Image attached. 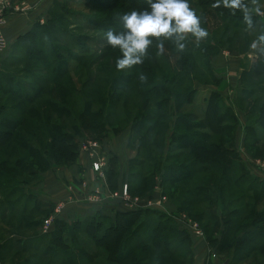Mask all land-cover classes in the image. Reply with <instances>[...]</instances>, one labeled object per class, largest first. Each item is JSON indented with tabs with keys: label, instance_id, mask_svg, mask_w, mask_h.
Listing matches in <instances>:
<instances>
[{
	"label": "trees",
	"instance_id": "16d2710c",
	"mask_svg": "<svg viewBox=\"0 0 264 264\" xmlns=\"http://www.w3.org/2000/svg\"><path fill=\"white\" fill-rule=\"evenodd\" d=\"M89 1L102 16L73 12L64 2L51 0L45 20L18 34L9 44L13 52L0 61V221H6L0 227V260L7 248L18 244L17 251L31 247L32 264H193L195 237L171 216L154 208L125 209L113 199L121 208L111 215L96 210L66 221L59 213L46 232H20L41 224L55 203L37 200L43 206L37 220L26 205L32 196L26 186L39 183L52 165L73 164L81 138L89 135L103 142L106 135L127 128L125 146L134 149V156L127 159L118 185L117 159L113 154L106 157L109 190L125 182L131 195L144 199L158 180L173 210L198 222L208 250L226 252L223 264H264V177L259 179L250 169L252 163L237 154L233 141L238 119L221 94L207 89L196 97L199 91L193 84L219 83L210 59L223 47L228 27L246 35L253 32L242 47L234 46L232 32L226 42L229 50L244 52L250 42L264 44V19L249 5V27L240 12L213 8V0H188L201 27H206L209 11L217 17L215 31L199 42L187 34L182 52L165 41L167 52L176 55L173 65L156 55L153 44L143 64L118 71V49L104 41L96 53L90 37L68 33L66 23L72 18L75 27L104 34L110 28L118 31V14L128 12V6L143 10L147 0ZM256 63L240 72L239 85L262 89L264 66L254 72L257 79L243 76ZM140 73L147 77L143 83ZM128 87L137 98L127 106L123 92ZM251 90L240 88L242 95L237 96L239 103H249L241 115L242 144L249 158L264 160V94L260 100H247ZM196 98L201 102L198 111L185 110ZM75 103L79 109L69 114ZM69 115L74 122L66 129L63 118ZM248 173L252 177L243 184ZM90 245L93 252L86 249ZM58 253L64 258L56 260ZM21 261L27 263V258Z\"/></svg>",
	"mask_w": 264,
	"mask_h": 264
},
{
	"label": "rangeland",
	"instance_id": "374dc122",
	"mask_svg": "<svg viewBox=\"0 0 264 264\" xmlns=\"http://www.w3.org/2000/svg\"><path fill=\"white\" fill-rule=\"evenodd\" d=\"M60 2H64L65 4H67V7L69 8L70 11H73V12H81L82 14H89L91 16H94V17H99V16H102V13H97L94 11V5H93V2L92 1H89V0H58ZM248 3L249 5H253L251 3V0H248ZM121 6V5H120ZM129 7V8H128ZM128 10L127 11H131L133 10V7L131 8L130 6H128ZM125 8V9H127ZM253 8L256 10L258 9V11H263L264 12V0H256V4L253 5ZM135 10H139V9H135ZM208 12V11H207ZM209 14V15H208ZM205 17V22L204 24L206 25V27L204 28L207 32H210L211 29H213V31H215V28L219 25L220 21L217 19L216 16H214L212 13H206V15L204 16ZM72 19V18H70ZM68 20L67 23H66V27L68 28V33L70 34H83L85 35L86 37H90V39L92 40V46L94 47V50L97 52H99L102 44H104V41H105V34L104 33H101V32H98L97 30H93V29H85V28H79V27H75V23L74 21L72 20ZM43 21H44V18H43ZM42 21V22H43ZM119 26L120 23H118ZM221 26H223V23H221ZM203 28V27H202ZM221 30V27H218V32H220ZM233 33V38L232 40L234 41V46H237V44H239V46H243L245 44V42H248L252 39L253 37V32H247V35L245 33H243L242 31H240L239 29H234L232 27H228V31H226V36L224 38V41L225 42H222V48L221 50H225L226 51H229L231 52L232 50H229L227 49L226 47V42H227V39L229 40V37H230V34ZM235 38V39H234ZM245 38H247V41H245ZM61 41L63 43H68L67 42V39L64 38L62 39L61 38ZM252 44V42H250V44L248 43L247 47L250 48V45ZM259 44V43H258ZM252 44L253 47H255V50H254V53L252 52V50L250 51H247L249 54V57L252 59L251 62H257L255 67H254V71L252 70V72H248L247 74H244L243 76L245 78H247L248 80H254V79H257L256 75H254V72H258L259 70L262 69V67L264 66V44ZM7 45V44H6ZM176 47V46H175ZM246 47V48H247ZM244 48V47H243ZM13 51H10V48L8 46V49H6V52L5 54L3 55H0V61L5 58L6 56H9L10 54ZM237 52V51H236ZM254 54V55H253ZM163 56L165 57V59L168 61L169 64H174V58L176 55H171L170 52H167L166 48H165V52L163 54ZM168 59H167V58ZM97 63V62H96ZM210 64H211V67L213 68L214 70V73L216 76H218V72L215 70L216 68H219L223 65H219L217 63L216 60L214 59H210ZM252 64V63H251ZM110 66H108L107 68L110 70L109 68ZM225 67L228 68V63L226 61V64H225ZM251 67V66H249ZM215 68V69H214ZM249 69V68H248ZM230 72V73H229ZM228 72V80H231V82H229V84L225 85V83L220 87L222 88L221 91L225 94L227 93L229 95V100L228 99H224V97H227L228 95L226 94L222 99H223V103L231 110V112L236 116V118L238 119L237 120V124H235V131H234V141H233V146L237 152L238 155H240V153H242L243 157H245V159L247 158L248 154L246 153L244 147H243V144H242V127H241V123H242V117L241 115L248 110V107H249V103L248 102H242V103H239L238 100H237V96L239 94V97L242 95L241 92H239V89L241 88H244L245 89H251V94L247 97V100L250 99L252 100V98H256L258 96L259 100L262 98L263 94H264V85H259V86H262V89L261 90H258L257 89V86L258 85H251V84H247L245 82H241L240 85L239 83L237 84V80H238V76H236L235 74V71L234 72H231V70H229ZM220 78V77H219ZM221 79H222V76H221ZM233 80H234V83H233ZM194 87L196 88L197 91H199L196 95V97H200V95H204L205 94V91L207 89H209L208 85H201V84H197V83H194ZM231 84V85H230ZM199 95V96H198ZM123 96H126L127 97V106L128 104L132 103V100L135 101V98H137V96L135 95L133 89L131 88H126L125 91L123 92ZM72 99V98H71ZM237 100V101H236ZM239 104V106H238ZM201 106V102L199 101L198 98H196L192 104L184 107L185 110H192V111H198V108ZM78 104L75 103L74 107L72 106L71 109H70V112L69 114H73V111L74 110H78ZM74 115V114H73ZM232 118V117H231ZM252 119H249L248 122L251 123ZM74 122V119H73V116L72 115H69V117H66V118H63V123H64V127L66 129H68V126ZM240 122V124H239ZM234 123V122H233ZM119 134L122 133V131H119L118 132ZM106 135V134H105ZM109 135V134H108ZM106 135V136H108ZM89 136V135H88ZM86 136L87 138H90V139H93L91 138V136ZM105 136V137H106ZM112 136V134L110 135ZM109 136V137H110ZM86 137L84 138H81V139H85ZM108 137H106L107 139ZM97 140V139H95ZM99 141V140H98ZM124 140L121 139V137H116L115 141H114V147H113V151H111L109 148L105 147V150L103 149V153L105 155V157H108L110 155V152L113 153V155L116 157L118 156L119 160H120V164L123 165V162L125 163L126 162V158L129 156V157H132L134 156V149H127L125 150L124 148V144H123ZM102 144V147H104V143L103 142H100ZM235 144H236V147H235ZM107 148V149H106ZM131 151V152H130ZM79 154V153H78ZM249 157V156H248ZM260 159V158H258ZM245 167V166H244ZM125 167L123 168H120L121 171L124 170ZM253 173L256 175V176H259L261 179V177H264V173H256L255 171H253ZM235 174V173H234ZM249 176H247L246 178H244V181H243V184L246 183V180L248 179H251L252 175L248 173ZM242 184V186H243ZM31 185H33L34 187L37 185L34 184V183H30L28 186H26L27 188V191L30 190L29 192L32 194V196L30 198H28L27 200V207L28 208H33L34 212L32 213V217L36 218L37 220L42 218V216L39 214L40 211H42V208L43 206H41L40 204L37 203V200L39 201L40 199L38 198V193L40 192L39 189H37L36 187L34 189H30ZM25 194V193H24ZM145 196V195H144ZM143 196V197H144ZM82 199V197H81ZM59 201V200H58ZM57 202V201H56ZM55 202V203H56ZM54 203V205H55ZM53 204V203H52ZM53 206V205H52ZM52 211V210H51ZM162 212V211H161ZM163 213V212H162ZM165 214V213H164ZM167 215V214H166ZM17 216V215H16ZM32 217H26V218H32ZM73 219H71L70 221H72ZM18 221V219L16 218V222ZM15 222V221H14ZM14 222L12 223V226H15ZM39 223V222H38ZM6 225V221L5 220H1L0 221V227L1 226H5ZM21 233H23L24 235H30V234H37V233H40V232H43L42 231V227H41V224L39 223V225L35 226V228H32L30 230H26V229H21L20 230ZM33 232V233H32ZM46 232V231H45ZM18 244H16V247H17ZM16 247H15V244L14 246L11 245L10 249H6V251H4V255L2 257V261L0 260V264H7L9 263L10 261L18 264V263H21L22 264H32L31 263V256L30 254L32 253L31 251V247L30 246H27L25 251H17L16 250ZM88 251L90 252H93L92 249V245L88 246L86 248ZM213 248H211V250L209 251V253H207V255H205V258L207 259V257L209 259H211L210 257V253L212 252ZM15 253L16 256L11 258L12 254ZM59 254V253H58ZM214 254H215V257L219 260V263L220 264H223V261H224V258L227 257V254L225 251L223 252H219V251H214ZM24 258H27V263L21 261L22 259ZM61 259V258H64L63 255H58L56 257V260ZM204 258V259H205ZM207 260L204 261V264ZM211 261V260H210ZM227 262V261H226ZM209 263V262H208ZM53 264H60L59 262H55ZM243 264V263H241Z\"/></svg>",
	"mask_w": 264,
	"mask_h": 264
},
{
	"label": "crops",
	"instance_id": "0c3cea01",
	"mask_svg": "<svg viewBox=\"0 0 264 264\" xmlns=\"http://www.w3.org/2000/svg\"><path fill=\"white\" fill-rule=\"evenodd\" d=\"M12 3L25 7V9L23 11L13 12L7 15L5 19V24L1 28L2 34L4 36L7 45L6 48L0 51V55L2 54L4 55L6 49H8L9 44L15 39V37L18 34L27 30L34 21H38L41 23L43 21V18L45 20L46 9L50 5L51 0H14ZM251 8L254 9L253 5L251 6ZM260 12H262L263 15L261 17L264 19V12L263 11ZM252 44H255L256 46V44L258 43L252 42ZM252 44L250 45V48L244 52H236V50H232L231 52L229 51L225 52V50L222 49L212 57V59L216 60L220 66L221 65L223 66L216 69L214 68L218 72V77H220V81L216 86L208 85L209 89L218 91L221 94V96L224 97L227 93L224 94L221 91V89L223 88L222 85L224 83L225 85H227L229 84V82H231V80H228V76H227L229 70H231V72L235 71L236 76H238L237 84L239 83L240 72L242 70H247L249 66H251V63L253 64V62H251L252 59L249 57L250 53L247 52L253 49L252 52L254 53L255 47H253ZM226 61L228 63V68L225 67ZM221 86L222 88H220ZM224 99L229 100V95L227 97H224ZM121 131H122L121 134L117 132L116 134H112V136H110L111 134L106 136L108 137L107 139L106 137L103 139L104 150L105 147L107 148L110 147L109 149L113 151V147L115 145L114 141L116 137L119 136L121 137V139L124 140L123 144L126 150L125 143L127 139L128 129L125 128ZM110 154L113 153L110 152ZM240 157L243 161H246L248 163L250 162V159H252L249 157L245 159L242 153H240ZM128 158L130 157L128 156L126 158V161ZM116 159L118 162V170H119L118 175L116 177V181L118 185L119 181L121 180L120 174L122 173L120 168L126 167V162L125 163L123 162V165H121L118 156H116ZM88 168H89V159L83 153H79L73 164L69 166L52 165L51 168L47 169L41 174L42 179L35 186L40 191L38 193V198L41 201H47V202H56L58 200H63L64 205L60 212V217L64 218L66 221H70L71 219H74L76 217H82L84 215L92 214L96 210L99 213L111 215L114 209L121 208V206L116 205L114 201H112L111 199L106 198L102 200L101 203L99 204L84 202L81 199L82 192L79 190L76 181L78 179H86L88 177L89 175ZM35 187L31 185L30 189H34ZM116 189L117 187L110 190H116ZM207 248L208 247L204 242L203 238H193V242H192L193 264H204L205 260H207L206 261L207 264H220L219 260L216 257L213 259L212 258L209 259L208 257L207 259L205 258V255H207V251H208Z\"/></svg>",
	"mask_w": 264,
	"mask_h": 264
},
{
	"label": "clouds",
	"instance_id": "9594fccd",
	"mask_svg": "<svg viewBox=\"0 0 264 264\" xmlns=\"http://www.w3.org/2000/svg\"><path fill=\"white\" fill-rule=\"evenodd\" d=\"M251 3L255 5L256 0H251ZM147 4L143 10L118 14L115 19L121 25L120 30L110 28L105 33L106 44L120 52V56L115 59L118 71L143 64L153 44L157 50L156 55L160 56L165 52V41L174 43L177 50L182 52L187 34H191L198 42L208 36L188 0H147ZM212 7L226 8L233 15L240 12L249 27L253 24L248 0H213ZM260 39L264 40V35ZM139 80L145 82L146 75L140 73Z\"/></svg>",
	"mask_w": 264,
	"mask_h": 264
},
{
	"label": "built area",
	"instance_id": "2783aa9c",
	"mask_svg": "<svg viewBox=\"0 0 264 264\" xmlns=\"http://www.w3.org/2000/svg\"><path fill=\"white\" fill-rule=\"evenodd\" d=\"M24 9L25 7L13 4L11 0H0V51L6 47V41L1 28L5 24L7 15L13 12L23 11ZM256 13L260 16L263 15L260 11H256ZM103 149L102 144L98 140L85 138L79 141L78 153H83L89 159V175L86 179H81L78 183L84 202L99 204L102 200L108 198L118 201L125 209H135L139 207L158 209L171 216L174 221L184 227L193 237L203 238V232L197 221L193 220L185 212H175L173 210L166 196L161 193L158 180L155 181L152 195L144 199L136 195H131L125 182L120 183L116 190H109L106 186L104 173L107 158L103 153ZM250 162L252 163L250 166L252 171H255L257 174L264 173L263 159H250ZM63 205V200L57 201L51 213L42 220L41 227L43 232L49 229L52 219L61 212ZM209 255L212 259L215 258L213 252Z\"/></svg>",
	"mask_w": 264,
	"mask_h": 264
},
{
	"label": "water",
	"instance_id": "95a60500",
	"mask_svg": "<svg viewBox=\"0 0 264 264\" xmlns=\"http://www.w3.org/2000/svg\"><path fill=\"white\" fill-rule=\"evenodd\" d=\"M226 263V261L224 262V264Z\"/></svg>",
	"mask_w": 264,
	"mask_h": 264
}]
</instances>
